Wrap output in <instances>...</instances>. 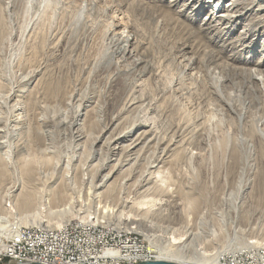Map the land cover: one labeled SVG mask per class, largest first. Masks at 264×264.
I'll use <instances>...</instances> for the list:
<instances>
[{
	"label": "rangeland",
	"instance_id": "obj_1",
	"mask_svg": "<svg viewBox=\"0 0 264 264\" xmlns=\"http://www.w3.org/2000/svg\"><path fill=\"white\" fill-rule=\"evenodd\" d=\"M27 1L0 0V88L2 95L14 92L7 106L0 105V129H17L11 148L0 151V220L8 228L5 234L14 222L33 227L17 220L23 197L32 195L29 211L41 212V224L49 213L56 217V211L74 200L67 218L82 220L73 224L82 226L89 220L87 226L122 232L127 224L136 226L141 233L134 241L154 253L158 246L167 247L164 238L174 233L171 247L187 244L181 240L191 232L199 235L200 247L210 245L215 257L234 233L242 236L239 248L264 241V139L252 130L264 118V107L253 110L254 115L247 112L240 128L235 115L229 119L213 95L214 85L227 77L238 85L231 91L233 99L239 87L249 99L248 77L242 71L264 62L263 47L243 52L242 27L216 40L203 24L212 8H203L197 17L193 8L199 5L187 8L192 0ZM227 25L229 21L220 28ZM128 39L135 59L151 64L145 78L126 77L134 58L119 64L118 76L115 63L110 64L115 46ZM255 49L256 56L250 58ZM238 54L242 61L234 58ZM15 103L20 110L13 109ZM79 111L81 137L76 140L73 132L78 126L73 130L71 125ZM139 121L147 129L151 126L155 146L144 151L140 166H127L107 191H96L104 162L93 160L92 150L102 151L105 158V141ZM260 128L264 131V123ZM144 129L138 127L133 137ZM241 135L253 149L250 157L238 154ZM99 136L101 141L93 145ZM151 165L157 167L150 171L153 177L161 173L159 181L144 180ZM231 192L240 193L236 210ZM103 206L113 214H103ZM96 213L100 219L93 224ZM219 214L226 217V225ZM135 216L164 232L137 223ZM56 220L49 226L58 227ZM203 221L217 228V240ZM174 226L175 232L169 229ZM233 251L240 249L227 252Z\"/></svg>",
	"mask_w": 264,
	"mask_h": 264
},
{
	"label": "bare ground",
	"instance_id": "obj_2",
	"mask_svg": "<svg viewBox=\"0 0 264 264\" xmlns=\"http://www.w3.org/2000/svg\"><path fill=\"white\" fill-rule=\"evenodd\" d=\"M30 2H31V0H28L26 3L29 4ZM192 4L199 5L197 8L196 7L193 8L194 10H196V16L197 17L200 15V12L203 8H209V7L212 8V13H213L212 16L209 19L207 18L203 24H204L206 29H210L211 32L214 33V36H215L214 38L216 40L218 38L223 39L224 36H227L228 34H230V32L231 33L235 32L237 28L239 29L242 27L241 35H242L244 42L241 43V46H242L243 52H246L248 49L250 50L253 47L257 48V47L262 46L263 47V54H264V0H209L206 4L204 2H202V0H192V3L188 4L187 8L190 9L192 7ZM218 5L221 6V8L217 11L216 6H218ZM222 5H223V7H222ZM16 9H17V7H16ZM80 20H81V18L78 20V22ZM227 21L230 22V25H227V27H224V28L223 27L220 28V26H223L224 24H226ZM122 38H123V36H122ZM130 40L131 39H128L127 42L124 44H122V42L118 43L115 46L114 51L112 50L113 53H111V55H110V58H109L110 64L115 63V69H116V75L117 76L119 75L120 72H122V70L119 68V64L122 63V61L127 60V59H131V58L135 59V56H134L135 51L132 52L128 49L127 43H130ZM256 54H257V49H255L253 51V54L251 55L250 58L255 57ZM239 55L241 56V54H238V56ZM238 56L236 55V56H234V58L242 61L243 56H241V57H238ZM139 58H141V57H139ZM139 58L138 59L136 58L134 60V66L130 68L131 70L130 71L128 70V72L126 71L127 73L125 72L126 73L125 75L127 78L130 77V78H132V80H134L135 78L141 79V78H145L148 76V74H149L148 71L150 70L151 64L147 60L139 59ZM260 64L263 66L264 62L257 63V65H259V66L254 67L250 70L243 68V71H242L243 73H246V75L248 77V82L246 83L247 85L245 87V89H246L245 94L246 95L248 93L250 94L249 99H248V97H243L244 91L240 87L238 88L236 97L233 99V93H231V91L236 89L238 87V85H237V83L233 84L232 80L228 79L227 77L219 79L218 82L213 87V89H214V92H213L214 100L217 103H219L220 105H222L221 109H223V112L224 111L226 112V115L229 116V119H230V115H232V114L235 115V117L238 120L237 123L240 125V128H242V125L244 123L245 116H246L247 112H249L250 114H253L254 111H258V109H260V107H264V70L260 68L261 67ZM225 68H227V67H225ZM232 69H231V71H232ZM119 70H120V72H119ZM235 85L237 87H234ZM0 90H1V88H0ZM1 93H2V90L0 91V105L7 106L10 99H11V96L14 94V92H12V90H11L9 92V94H7V95H4V94L2 95ZM256 95H258V96H256ZM259 95H260V98H259ZM261 95H262V99H261ZM261 100H263V101H261ZM13 106H14L13 109H15V111L20 110L19 109L20 106L18 107L17 104L13 105ZM79 106H81V105H79ZM222 115H223V113H222ZM80 116H81V111L78 112V114L76 116V120H74V122H72V125H71V128H73V130L75 128H77V126H78L76 131L73 132V137L76 140L79 137H81V135L79 134V122H78V117H80ZM257 116H255V117H257ZM215 117H217V116H215V114H213V120L215 119ZM252 117L253 116L251 115V118ZM253 119H255V118L253 117ZM256 119H258V118H256ZM261 123H264V118L258 119V121L255 122L254 126L252 124V126H253L252 130L255 129L257 131L258 135L262 139H264V131L260 128ZM140 126H142L145 129L143 131L142 130L139 131L133 137V133ZM147 127H148L147 124H142L139 121L137 123H132V126L130 128H128L127 130L126 129H125V131L122 130V131H124L122 133L119 132L118 134L117 133L112 134L111 137L109 139H107L104 143L107 145L106 146L107 152L105 154V158H103V156H102V151L92 150V159L95 160L96 158H98L99 160H103V162H104L103 165H101L102 168H101V172L99 174L98 183L94 187L96 191L97 190L100 191L101 189H106V191H107L111 187V185L114 183V181L117 179V176L119 174H121L127 166L131 165V166H129V168H131L134 165L140 166V161L143 158L142 155L144 156V154H143L144 151L147 152L148 151L147 149L152 147L151 144L153 142H155L154 136L151 137V133H152L151 126L149 129H147ZM16 130L17 129L12 130L11 132H9V131L7 132V131H3L0 129V136H1L0 137V151H5V150H8L9 148H11V146L14 142L13 138L17 135ZM154 133L152 135H154ZM101 138H102V136L96 137L93 145L100 142ZM156 139H158V137L155 138V140ZM123 140L124 141L126 140V141L123 144H121V142H123ZM247 140L248 139L246 137H244L243 135H241L237 139V142H239V144H240V147H239L240 151L238 152V154L241 153V154H243L242 156H246V157L249 156L250 154H252V151H253V149L251 147H249V148L247 147V145H248ZM158 141H159V139H158ZM225 141H226V143H225L226 145H228L231 142L230 138L226 139ZM153 146H155L154 143H153ZM219 149H220V146H219ZM227 150H229V147ZM67 163H68L67 165H69V162H67ZM246 163H247V161H246ZM155 166L151 165L149 167V174L144 176L146 178V179H144L146 182L152 181L155 178V177H153L154 173L150 172L151 169L157 168ZM136 169H137V167H136ZM107 170H109V171H108V173L105 174V172ZM242 171H243V172H241L242 176H241L239 184H238L240 192H241L242 187H243L245 168L242 169ZM160 174L161 173H158L156 175V178H155L156 180L159 179ZM162 178H163V176H162ZM162 178H160V179H162ZM162 183H164V182H162ZM47 194L53 195V193H51V192H48ZM58 195H59V197L64 198V196H63L64 194L62 195V193H59ZM239 196H240V193H234V192H231L229 195V199L232 203V207L235 210H236L235 203H237V201L240 199ZM34 201H35L34 196L25 195L23 197L22 202H21L22 210L20 212L17 211V215H18L17 220L20 221L19 224L33 225V227L32 228H22V227H20V225H18L16 222H14L10 226V230H11V227H18L19 232H40V233H45V234H49V235H57L58 233L59 234L69 233L70 227H81V230H83V231H92L93 233H100V234H115V235H120V237H122V238L129 237V238H132L133 240L139 239V237H137V236H140L138 234L141 233L138 229H136V226L130 227L129 224H127V226L121 228L124 232H122L120 230H118V231L109 230V229H105L102 227H96V226H87L88 224H90L89 220L86 221V223H82V226L77 225V224H73L77 221L82 220V217H80V216L76 217V219L73 221H69L70 219L67 218L68 216H72V213H73L72 204L74 203V200H71L67 204V206H64V208L56 211L55 212L56 217H53V212L49 213V216H48V219L46 220V222H43L41 224V222L43 221L41 219V217H42L41 212L38 210L29 211V208L31 207V205H33ZM78 202H81V199H79ZM128 203H129V201L125 200V205ZM103 208L105 209L102 212L103 214L108 213L109 215H111L112 212L107 206L106 207L103 206ZM122 215H123V213H119L118 218H123ZM219 215L221 217L222 223L224 225H226L227 224L226 217L222 214H219ZM137 216H135V220L137 221V223H143V225H145V227H147V228H150V229L156 228L160 232H162V233L164 232L161 230V228L159 226L154 224L152 221L147 220L145 217L144 218L143 217L138 218ZM87 217H89V216L87 215ZM97 217H100V216H98V214L96 213L95 218L91 219V220L95 221L93 224H95L99 221L100 218H97ZM131 217L132 216L129 215L125 220L129 221V218H131ZM53 219H57L56 222H53V223H55L59 226L61 224L62 226H60V227L58 226L59 228L58 227H50L49 225L52 223ZM101 219H103V217ZM66 222H68V223H66ZM230 222L235 223V221H232L231 219H230ZM64 223H66V224H64ZM203 223L209 227V230H210V231H208L209 234L211 236H213V238L215 240H217V235H218L217 234L218 233L217 228H215V226L212 224L210 225L209 222H207V224H206L203 221ZM4 224H5V221H3V219H1L0 220V235L8 236L9 234H5L8 230V228L6 229ZM44 224H46V225H44ZM35 225H39V226H35ZM169 229L173 230L174 232L177 230V228H175V226L171 227ZM235 232H237V231H235ZM171 236L170 237L168 236V238L167 237L164 238V239H166V246L167 247L163 248V247L158 246L157 248L154 249L155 253L153 252V250H151V252L154 254L155 260L171 262V263H176V264H216L217 258L219 256L225 255V253H229L227 251H231L234 249H240V251H243L247 248V247L246 248H239V247L243 246L242 245L243 242L241 240L242 236L240 237V236H238L237 233H234L233 238H230L228 236L226 238V240L223 241L222 248H219V250L216 251L218 253L220 252V254L218 255V257L217 256L215 257L214 256L215 252H211L213 250H210L209 249L210 247L208 248V246H210V245H207L205 247H200V245H202V241L198 237L199 235L192 234L191 232L188 234L186 233L185 237L183 236L184 239L181 241H183L185 243L187 241V244L183 245L180 248L170 246L171 245L170 243L174 242L173 238L175 236V233L171 234ZM149 237H154V236L149 235ZM197 242H199V245L195 244ZM205 243L207 244V240H205ZM252 244H253L252 248H254V250L256 251L257 254L264 255V241H260L257 244H256V242H253ZM189 248H194L195 251H187V249H189ZM240 251H233L232 253H237ZM232 253H230V254H232ZM14 259L15 260H23V252H14Z\"/></svg>",
	"mask_w": 264,
	"mask_h": 264
},
{
	"label": "built area",
	"instance_id": "obj_3",
	"mask_svg": "<svg viewBox=\"0 0 264 264\" xmlns=\"http://www.w3.org/2000/svg\"><path fill=\"white\" fill-rule=\"evenodd\" d=\"M14 252H23V260H15ZM153 260L145 243L81 227L57 235L19 232L18 227H11L8 236H0V264H139ZM216 264H264V255L247 247L219 256Z\"/></svg>",
	"mask_w": 264,
	"mask_h": 264
},
{
	"label": "water",
	"instance_id": "obj_4",
	"mask_svg": "<svg viewBox=\"0 0 264 264\" xmlns=\"http://www.w3.org/2000/svg\"><path fill=\"white\" fill-rule=\"evenodd\" d=\"M28 264H37V263H28ZM139 264H176V263L153 260V261H149V262H142Z\"/></svg>",
	"mask_w": 264,
	"mask_h": 264
}]
</instances>
